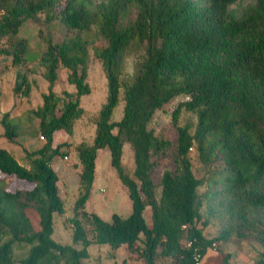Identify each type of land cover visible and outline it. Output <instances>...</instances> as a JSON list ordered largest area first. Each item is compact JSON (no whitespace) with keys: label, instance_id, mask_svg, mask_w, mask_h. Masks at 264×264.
Returning <instances> with one entry per match:
<instances>
[{"label":"trees","instance_id":"obj_1","mask_svg":"<svg viewBox=\"0 0 264 264\" xmlns=\"http://www.w3.org/2000/svg\"><path fill=\"white\" fill-rule=\"evenodd\" d=\"M0 12V39H7L0 57L11 56L13 66L27 61V40L16 37L24 21L43 14L73 31L61 41L45 37L41 64L48 89L30 112L40 119L46 142L23 149L27 165L0 146L4 178L32 182L15 190L0 184V264H86L93 243L125 246L145 264H157L159 257L196 264V256L211 248L218 249L219 264H232L224 245L234 236L257 240L263 253L255 264H264V0H0ZM94 27L105 41L94 53L102 60L107 96L93 141L74 149L75 166L81 164L79 195L67 217L73 244H64L52 236L54 213L66 211L52 160L67 151L65 142L54 145V133L72 134L85 112L80 98L92 91L87 77ZM130 54L139 56L133 74L126 75ZM60 67L75 87L64 91L61 105L54 90ZM32 87L28 72L17 69L13 92L28 97ZM122 90L123 116L113 120ZM176 97L173 145L151 122ZM182 111L194 113L196 123L178 124ZM1 124L2 136L21 134L9 111ZM125 143L133 150L132 173L122 163ZM172 146L174 168L162 172L157 198L152 158ZM101 148L110 151L132 204L127 217L113 213L112 221L86 209ZM147 206L151 224L144 217ZM216 218L224 223L208 236L205 229ZM17 248L26 249L24 256L18 257Z\"/></svg>","mask_w":264,"mask_h":264},{"label":"rangeland","instance_id":"obj_2","mask_svg":"<svg viewBox=\"0 0 264 264\" xmlns=\"http://www.w3.org/2000/svg\"><path fill=\"white\" fill-rule=\"evenodd\" d=\"M249 1L243 0L245 3ZM47 34L51 35L55 41H61L66 36L72 35L73 31L69 30L59 19H53V21L47 22L42 14L36 20L24 21L16 34V37L27 40V61L22 65L13 66L11 64V56L0 57V146H7L14 156L19 161L24 160L22 163L26 165L28 163L25 160L23 150L18 146L20 144L18 136L10 140L1 135L4 131L1 118L3 113L9 111L13 122L19 127L20 135L30 134L33 136V133H36L42 141V145L46 142V138H40V135H42L40 119L31 114L30 111L35 109V106L42 98L41 94L48 89V82L42 76L43 66L41 64V57L46 48L45 37ZM89 34L92 39L89 46L90 58L87 81L90 83L92 91L82 95L80 98V104L84 107L85 112L76 120L72 134L67 133L63 129L57 130L54 133L53 141L54 145L65 142L66 144L62 146V149L67 151V155L63 156L59 154L52 160V166L59 171L58 174L61 177L59 188L66 207L64 213H54V231L52 236L55 240L64 244H73L72 229L70 223L67 221V217L73 215L74 202L79 195L81 164L78 167L75 166L77 158L74 149L76 144L82 141L88 143L93 141L97 114L107 96V79L103 70L102 60L94 53V46L97 44H105V41L98 35L96 27ZM6 44V38L0 39V47ZM138 56V54H130L127 57L126 75L133 74ZM17 69L27 71L29 78L33 81L31 90L33 92L28 97L16 95L13 92ZM54 90L60 99V105L62 104V99L65 98L64 91H75L74 85L68 81V70L66 68L60 67L58 69V80L54 86ZM122 93L123 90L120 93L118 104L112 113L113 120H119L123 116L124 99ZM178 98L176 97L172 103H168V106L158 110L151 122V127L155 130L156 134L169 140L173 145H175L177 139V125L172 120L171 112ZM34 120L39 123L38 127L33 126ZM185 123L195 124V114L189 111H182L178 124L182 125ZM174 151L175 148L172 146L164 153L153 156L152 158L154 161L152 176L156 183L157 198H160L161 194L160 180L162 172L166 168H174ZM191 158L196 169L199 166V162L194 151L191 154ZM122 163L127 172L132 173L134 169V155L129 143H125L124 145ZM4 177L5 175L0 172V184L7 190L32 186V182L29 180L20 179L15 176ZM63 189H65V193ZM203 190L204 187L201 188V191ZM86 209L96 212L106 221H112L113 213L127 217L132 211L128 189L120 180L116 168L111 163V155L108 148H101L98 151L95 179L91 196L86 203ZM144 217L148 224L152 223L151 208L149 206L145 208ZM222 223H224L223 220L218 218L214 219L205 229V233L208 236L217 235L220 224L222 225ZM90 236H93L91 231ZM74 246L77 248L81 247L80 244H75ZM224 248L231 251L232 264H255L263 253V247L257 240H238L235 236L224 245ZM25 252L26 249L17 248L16 253L18 257H22ZM89 252L90 256L83 260L86 264H145L141 258H133L125 246L114 249L109 244L93 243L89 246ZM219 260L220 255L218 249L211 248L202 258L200 264H219ZM157 264H171V260L166 257H159Z\"/></svg>","mask_w":264,"mask_h":264},{"label":"crops","instance_id":"obj_3","mask_svg":"<svg viewBox=\"0 0 264 264\" xmlns=\"http://www.w3.org/2000/svg\"><path fill=\"white\" fill-rule=\"evenodd\" d=\"M31 92H33V91H31ZM41 104H42V98L38 102V104L35 106V108H37ZM33 126L34 127H38L39 123L36 120H34V125ZM18 138L20 140V144H18V146L20 147L21 150H23L24 148H26L27 150H35V149H38V148H40L42 146V141L39 139V136L36 133L35 134L33 133V136L30 135V134H22V135H19ZM40 138H41V135H40ZM20 161L22 162L24 160H20ZM53 168H54V166H53ZM54 169L57 171V173L59 172L56 168H54ZM60 182H61V177L59 175V180L57 182L58 183V188H59V183ZM63 191H64V193L66 192L65 189H63ZM59 193H60V196L63 198L60 188H59Z\"/></svg>","mask_w":264,"mask_h":264},{"label":"built area","instance_id":"obj_4","mask_svg":"<svg viewBox=\"0 0 264 264\" xmlns=\"http://www.w3.org/2000/svg\"><path fill=\"white\" fill-rule=\"evenodd\" d=\"M41 138L44 139V136L41 135ZM66 158H67V157H66ZM196 259H197L196 264H200V263H201V260H202V258L200 257V255H197V256H196Z\"/></svg>","mask_w":264,"mask_h":264}]
</instances>
